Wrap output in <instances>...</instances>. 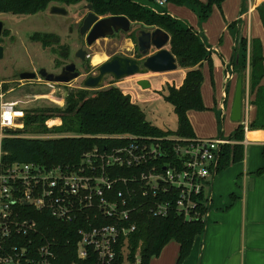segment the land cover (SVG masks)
<instances>
[{
	"label": "trees",
	"instance_id": "trees-1",
	"mask_svg": "<svg viewBox=\"0 0 264 264\" xmlns=\"http://www.w3.org/2000/svg\"><path fill=\"white\" fill-rule=\"evenodd\" d=\"M225 1L207 0L203 3L200 0H168V4L192 7L198 12L201 21H207L213 8L221 9ZM258 1L260 3L256 10L264 26V0H256ZM82 3L86 6L91 5L92 11L101 18L125 16L133 24H139L144 28H160L169 34L168 49L177 58L179 67L186 70V77L181 87L167 85L159 94L166 103L173 106L178 123L177 129L164 131L154 126L147 120L142 107L133 102L131 96L117 86L101 90L75 89L68 92L64 109L55 107L26 112L25 130L19 133L37 136L60 134L67 137L45 140L7 138L4 140L6 163H34L47 168L58 166L67 168L80 165L84 154L96 147L103 150L121 146L126 142V140L111 139L116 136L154 139L196 138L188 113L207 110L201 93L204 82L203 65L205 63L212 65V55L201 34L193 27L183 25L168 13L163 15L154 13L132 0H0V14L34 16L47 11L54 4L70 7ZM237 24L238 22L231 24L230 28L235 29ZM9 34L10 32L5 29L3 36ZM129 36L135 41L133 33ZM31 40L41 43L45 48L60 45L61 41L54 34L40 32L32 35ZM62 52L63 57L67 59L70 54L69 48H62ZM140 58L142 57L139 54L137 59ZM233 63L238 76L243 77L244 86L248 78L250 94H256L253 104L257 107V118L250 123L249 129L264 130V87L261 85L264 77V54L261 42L240 37L239 31ZM8 91L9 85L6 83L0 85V95ZM54 118L61 119L62 125L48 129L46 123ZM52 123L50 122L51 125ZM244 135L243 127L239 126L231 139L243 141ZM251 135L254 137L257 134ZM162 145L166 146L173 156L176 142L164 141ZM244 157L243 146H226L219 161L218 174L242 162ZM258 173L264 174V168ZM121 174L130 176L131 172L123 170ZM199 206V216L190 219L175 211L166 217H154L147 212L137 214L135 218L137 230L129 237L127 256L124 257L122 248L119 249L115 264L126 262L137 264L138 259L139 264H151V261L158 258L164 248L173 241L180 246L177 264H183L189 258L196 238L205 235L208 226V219L205 218L208 208ZM31 218L38 223L43 234L59 242L62 258L55 264H69L76 261V243L80 239L78 236L80 224H65L48 213L34 211L31 212ZM70 239H72V249L69 252L70 246L67 243Z\"/></svg>",
	"mask_w": 264,
	"mask_h": 264
},
{
	"label": "built area",
	"instance_id": "built-area-1",
	"mask_svg": "<svg viewBox=\"0 0 264 264\" xmlns=\"http://www.w3.org/2000/svg\"><path fill=\"white\" fill-rule=\"evenodd\" d=\"M145 1L137 4L154 13H159L155 5H168V0ZM232 67L228 80L234 77ZM249 93L241 120L245 134L250 131ZM17 107L0 95V264H55L62 258L59 242L40 231L32 211L48 213L65 224H80L76 261L69 264H115L121 248L126 257L139 213L166 217L175 211L190 219L199 216L203 205L208 219L219 161L234 140L116 136L111 139L126 142L103 150L96 147L84 154L78 166L9 164L4 161V140L24 137L19 134L24 122ZM164 141L176 142L173 156ZM123 170L131 175L121 174ZM67 245L70 252L72 239Z\"/></svg>",
	"mask_w": 264,
	"mask_h": 264
},
{
	"label": "crops",
	"instance_id": "crops-1",
	"mask_svg": "<svg viewBox=\"0 0 264 264\" xmlns=\"http://www.w3.org/2000/svg\"><path fill=\"white\" fill-rule=\"evenodd\" d=\"M248 1L246 7L244 0H226L221 9L213 8L202 28L199 29V25L195 24L197 28L194 30L201 34L212 55V65H203L204 82L201 93L207 110L188 113L196 138L231 139L241 126V122L235 123L231 118L235 128L225 130L223 127L220 130V119L224 121L228 114L231 117L237 80L240 77L233 66L239 31L242 30L243 37L249 41L259 40L264 54V26L256 10L260 1ZM235 22H238L237 27L231 29L230 25ZM155 52L154 50L151 54ZM231 67L234 77L228 80ZM176 71L171 73L179 75L180 82L169 77L173 74H149L139 77L131 86L134 87L140 80L146 79L151 83V88L147 91L153 90L161 97L159 93L167 85L176 88L183 85L186 70L178 67ZM151 75L160 77L151 79ZM121 84L126 83L123 81L119 85L122 86ZM261 85L264 87V77ZM247 86L248 78L244 86L243 100L249 91ZM122 91L130 94L131 98L135 97L130 90ZM136 95L138 96L137 93ZM249 95L252 102L249 123H252L257 118V107L253 104L256 94ZM233 131L235 132L232 133ZM251 134L257 135L253 137ZM234 145L244 147L242 165L235 170L229 169L224 175L218 174L214 179L213 201L206 233L196 238L192 252L183 264H264V174L258 173L264 168V130H250L244 135L243 141H235ZM179 250V244L173 241L151 264H177Z\"/></svg>",
	"mask_w": 264,
	"mask_h": 264
},
{
	"label": "rangeland",
	"instance_id": "rangeland-1",
	"mask_svg": "<svg viewBox=\"0 0 264 264\" xmlns=\"http://www.w3.org/2000/svg\"><path fill=\"white\" fill-rule=\"evenodd\" d=\"M133 1L142 4L147 3L145 0ZM200 1L203 3L207 2V0ZM244 1H246L245 4L247 7L249 1ZM61 7H64L69 11L68 16L52 15L50 9L34 16L0 14V21L4 22L5 29L10 32L8 36H2L0 41L4 47V58L0 59V85L3 83L9 85V91L3 94L4 99L5 101L16 102L18 104L17 111L19 119L23 122L25 114L28 111L33 112L36 109L55 107L64 109L66 106V93L75 89H83L84 80L89 76L97 75L98 67L109 61L111 58L115 56L138 58V55L140 54L137 46V36L139 31L146 29L141 25L133 24V30L131 33H119L112 38L100 39L94 45L88 47L85 38L82 37V40L79 32V29L82 26V21L88 13V10L85 8L86 4L82 3L77 6ZM154 8L159 13H168L169 15H172L185 26L197 28L195 27V24H197L200 29V27L202 28V24L206 22L201 21L198 12L189 6L168 4L165 7L155 5ZM39 32L58 36L61 40L60 45H53L49 48H45L41 43L31 40L32 35ZM132 33L135 35V41L129 36ZM64 47L69 48L70 56L68 60L62 56V48ZM81 48L87 51L90 56L85 62H81L74 57L76 56V51ZM96 56L101 59L99 63H93V57ZM71 62L76 64L81 76L69 84H49L40 76L32 81L21 80L19 77L23 72L38 73L40 69H46L49 73L57 75L60 73L63 65ZM85 65H88V70H85ZM173 73L170 72L169 74ZM139 77L145 76H136L120 82L116 81V83L112 77H107L101 88L98 90L117 86L119 88L121 87V90L132 91L135 95L132 99L142 107L146 113L147 120L150 123L164 131L176 130L178 123L173 106L166 103L163 97L157 96L153 90H143L138 85L134 87L131 86L135 84L136 79ZM159 77L160 76H152L151 79H157ZM169 77L172 78V80H179L180 82L179 75L173 74L169 75ZM123 81H125L126 84H121L122 86H120L119 84ZM220 121V130H223V127L225 130H232L233 127L235 128L229 114L224 121L222 119H220ZM50 122H53L52 125ZM60 124L61 119L54 118L49 120L46 123V126L48 129H54L60 127L62 125ZM23 130H25V122L24 128L21 131ZM234 132L235 131L232 133ZM23 136L24 138L43 140L67 137L66 135L60 134L37 136L27 133L23 134ZM241 165L242 162L237 163L233 165V167L231 166L220 172L219 175H224L229 169L235 170L236 168L241 167ZM125 264L128 263L126 262Z\"/></svg>",
	"mask_w": 264,
	"mask_h": 264
},
{
	"label": "water",
	"instance_id": "water-1",
	"mask_svg": "<svg viewBox=\"0 0 264 264\" xmlns=\"http://www.w3.org/2000/svg\"><path fill=\"white\" fill-rule=\"evenodd\" d=\"M88 10L83 20L80 35L85 38L86 45L91 47L100 39L112 38L119 33L129 34L133 30V23L125 16H110L101 18L92 11V6L85 7ZM52 15L68 16L69 11L64 7L53 5L50 8ZM146 29L139 31L137 36L138 51L141 60L132 57L115 56L109 61L101 64L97 69V75L87 77L83 82V88L87 90H98L103 85L105 78L113 77L115 81H122L136 76H147L149 74H165L178 69L177 58L168 49L170 36L162 29ZM5 30L4 22L0 21V38ZM243 36L242 30L240 37ZM156 51L151 54L152 51ZM90 57L84 49H79L76 58L82 61ZM4 58V47L0 45V59ZM40 76L47 83L69 84L78 79L81 74L77 71L75 63L65 66L59 74L49 73L46 69H41L38 73L23 72L19 75L21 80H36ZM138 86L143 90H149L151 83L140 80ZM243 91L244 80L239 77L237 80L234 103L231 112L232 121L239 123L243 115ZM68 96V93H66Z\"/></svg>",
	"mask_w": 264,
	"mask_h": 264
},
{
	"label": "flooded vegetation",
	"instance_id": "flooded-vegetation-1",
	"mask_svg": "<svg viewBox=\"0 0 264 264\" xmlns=\"http://www.w3.org/2000/svg\"><path fill=\"white\" fill-rule=\"evenodd\" d=\"M50 9V8H49ZM59 16V15H58ZM84 20V19H83ZM82 23H83V21H82ZM80 29H81V27H80ZM80 29H79V32H80ZM5 31V30H4ZM81 38H82V36H81ZM82 40H83V38H82ZM86 42V41H85ZM2 43L0 42V45H1ZM82 49V48H81ZM79 51V49L76 51V52H78ZM77 54V53H76ZM89 55V54H88ZM62 56H64V54L62 53ZM69 56H70V54H69ZM75 58H76V56H74ZM69 58V57H68ZM68 58L66 59V60H68ZM87 58H89V57H86V59ZM79 61H81V62H85V61H82L80 58H77ZM142 58H140L139 60H141ZM71 63H73V62H71ZM70 63H68V64H66V65H63L62 66V69L65 67V66H67V65H69ZM62 69H61V71H62ZM89 68H88V65L86 66L85 65V70H88ZM41 70V69H40ZM60 71V72H61ZM77 71H78V69H77ZM79 72V71H78ZM113 78V77H112Z\"/></svg>",
	"mask_w": 264,
	"mask_h": 264
},
{
	"label": "bare ground",
	"instance_id": "bare-ground-1",
	"mask_svg": "<svg viewBox=\"0 0 264 264\" xmlns=\"http://www.w3.org/2000/svg\"><path fill=\"white\" fill-rule=\"evenodd\" d=\"M101 61V59L96 56V57H93V63H99Z\"/></svg>",
	"mask_w": 264,
	"mask_h": 264
}]
</instances>
